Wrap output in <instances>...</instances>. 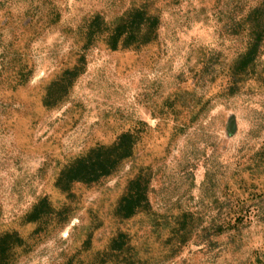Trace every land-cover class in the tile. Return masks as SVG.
<instances>
[{
  "label": "rangeland",
  "instance_id": "1",
  "mask_svg": "<svg viewBox=\"0 0 264 264\" xmlns=\"http://www.w3.org/2000/svg\"><path fill=\"white\" fill-rule=\"evenodd\" d=\"M0 264H264V0H0Z\"/></svg>",
  "mask_w": 264,
  "mask_h": 264
},
{
  "label": "trees",
  "instance_id": "2",
  "mask_svg": "<svg viewBox=\"0 0 264 264\" xmlns=\"http://www.w3.org/2000/svg\"><path fill=\"white\" fill-rule=\"evenodd\" d=\"M262 13L258 9L253 12L252 16L257 17ZM145 14L141 11H136L131 17L122 25L117 26L114 31V35L111 37L112 48H117L122 40H127L128 37L134 34V30L143 24ZM100 18H96L94 22H99ZM256 25V23H255ZM262 36H254L253 43L250 48L238 63L237 69L241 72L248 69L253 64L259 54V50L262 44ZM69 75L74 78L79 75V69L75 68L69 72ZM119 147H115L109 151H95L90 156L77 161L64 175L63 179L66 180L67 184L72 182H85V183H96L104 178L109 177L116 168L117 158L113 157L116 153L118 154ZM61 179L60 181H64ZM46 202V201H43ZM119 211L123 213L124 218L129 219L139 211V200L135 198V193L131 191L127 196L122 199Z\"/></svg>",
  "mask_w": 264,
  "mask_h": 264
}]
</instances>
